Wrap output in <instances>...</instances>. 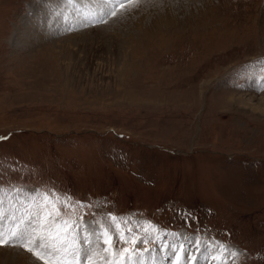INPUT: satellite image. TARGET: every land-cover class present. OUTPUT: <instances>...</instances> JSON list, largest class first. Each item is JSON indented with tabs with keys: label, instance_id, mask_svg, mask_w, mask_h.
<instances>
[{
	"label": "rangeland",
	"instance_id": "374dc122",
	"mask_svg": "<svg viewBox=\"0 0 264 264\" xmlns=\"http://www.w3.org/2000/svg\"><path fill=\"white\" fill-rule=\"evenodd\" d=\"M46 1L0 0L3 223L54 191L93 206L69 218L150 222L181 264H264V0H143L87 27H44Z\"/></svg>",
	"mask_w": 264,
	"mask_h": 264
},
{
	"label": "snow or ice",
	"instance_id": "6c2138e0",
	"mask_svg": "<svg viewBox=\"0 0 264 264\" xmlns=\"http://www.w3.org/2000/svg\"><path fill=\"white\" fill-rule=\"evenodd\" d=\"M142 2L143 0H94L95 11L84 16L83 26L107 24L108 18L130 12ZM68 3L75 6L77 0H68ZM13 191L19 195L24 190L15 188ZM2 205L3 198L0 197V208ZM77 207L85 210L93 206L80 201L73 203L66 194L44 191L40 193L38 202L29 203L25 212L27 219L17 220L13 217L14 227L7 232L3 227L5 216L0 211V247L23 249L36 261H43V264H98V261L99 264H148V261L154 262L151 253L157 245L173 250L175 264H180L183 259L184 245L162 241L156 235L159 230L150 222L141 224L137 221L133 224L130 219L117 217L111 212L101 221H90L85 219L88 214L86 211L74 218L65 216L62 211L74 212ZM92 215L95 216V213ZM195 243L198 246L200 241L196 240Z\"/></svg>",
	"mask_w": 264,
	"mask_h": 264
},
{
	"label": "bare ground",
	"instance_id": "6f19581e",
	"mask_svg": "<svg viewBox=\"0 0 264 264\" xmlns=\"http://www.w3.org/2000/svg\"><path fill=\"white\" fill-rule=\"evenodd\" d=\"M94 2V0H77V3H76V5L75 6H72V5H70L69 3H68V0H56V5L55 6H53V1L52 0H47L46 1V6H44V8H47V12H46V14H44V15H40V16H42V18H43V20H44V24H45V26L44 27H46V24H48V23H50L51 25H53L54 26V23L56 22L57 24H59V25H61L62 23V20H63V17H61L60 18V16H58V13H61V15H65V14H72V17L73 18H75V16L78 14V15H80V16H86V11L89 9H91V7H92V5H93V2ZM153 1H155V0H153ZM163 1V3H164V1L165 0H162ZM195 2V3H193V2ZM159 2H160V0H156L155 1V3L156 4H159ZM191 2L193 3V4H198V0H191ZM144 3H146V2H144ZM209 4V3H208ZM162 6V5H161ZM197 6H199V4L197 5ZM210 5H208V7H209ZM184 7V6H183ZM192 7V6H191ZM164 8V7H163ZM166 8V7H165ZM50 9V10H49ZM163 10V9H162ZM146 11V10H145ZM40 12V11H39ZM137 12H139V11H137ZM159 12V11H158ZM38 13V12H37ZM55 13H56V15H55ZM90 13V12H89ZM136 13V12H135ZM135 13H134V16H135ZM83 14V15H82ZM133 14V13H132ZM140 14V13H139ZM53 17H55V22L53 23ZM57 17H58V19H60L59 21H58V19H57ZM171 20V19H170ZM67 21V20H66ZM36 24V23H35ZM50 24H48V25H50ZM56 24V25H57ZM76 24V23H75ZM166 24V23H165ZM170 26L171 25V23H169V24H166L164 27H167V26ZM43 26H42V28L41 29H43ZM50 27V26H49ZM48 27V28H49ZM40 28V27H39ZM52 29H53V27H51ZM167 29V28H166ZM47 30L45 29V32H46ZM55 31H58V30H55ZM54 31V32H55ZM49 33H50V28H49ZM53 33V32H52ZM49 37H50V35H48ZM3 226H4V229H5V231H6V229L9 227V226H12V227H14V224L12 223V221H8V222H4L3 223ZM182 236V235H181ZM13 250H15V249H13ZM97 251H100V249H96ZM22 252V251H21ZM169 253H170V258H171V261H175V256H174V254H173V250L172 249H168L167 251H166V253H164L163 255H169ZM22 255L25 257V259H22V260H24L25 261V263H27V264H37L36 262V260H33L32 259V257L28 254V253H24V252H22ZM14 256V255H13ZM151 256L154 258V262L153 261H148V264H159V262H162V260L160 259L161 258V255L159 254V253H156V254H154V255H152L151 254ZM23 258V257H22ZM166 258H168L167 256H166ZM185 258V255L183 254V259ZM183 259L180 261V264L182 263V261H183ZM165 260V259H164ZM202 262H203V259L202 258H199V257H196V259H195V263L196 264H202ZM39 263V262H38ZM98 264H99V261H98Z\"/></svg>",
	"mask_w": 264,
	"mask_h": 264
}]
</instances>
